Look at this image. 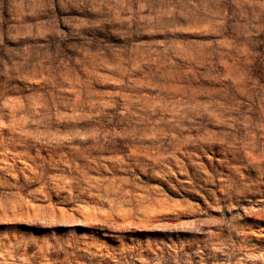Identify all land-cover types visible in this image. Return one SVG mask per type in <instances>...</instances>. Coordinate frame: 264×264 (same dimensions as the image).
Instances as JSON below:
<instances>
[{"label": "rangeland", "instance_id": "1", "mask_svg": "<svg viewBox=\"0 0 264 264\" xmlns=\"http://www.w3.org/2000/svg\"><path fill=\"white\" fill-rule=\"evenodd\" d=\"M0 264H264V0H0Z\"/></svg>", "mask_w": 264, "mask_h": 264}]
</instances>
